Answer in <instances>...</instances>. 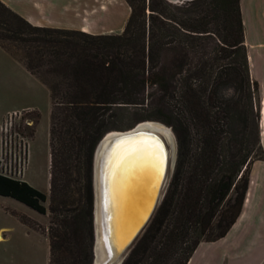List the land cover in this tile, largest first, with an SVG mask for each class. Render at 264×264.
I'll return each mask as SVG.
<instances>
[{"label":"trees","instance_id":"obj_1","mask_svg":"<svg viewBox=\"0 0 264 264\" xmlns=\"http://www.w3.org/2000/svg\"><path fill=\"white\" fill-rule=\"evenodd\" d=\"M125 1L122 32L93 34L35 26L0 0V45L48 87L52 108L50 195L0 174V196L49 210V264L93 262L92 165L106 133L155 119L177 139L166 194L122 264H187L200 242L223 237L241 212L251 163L264 157L240 0H220L217 31L209 27L217 7L206 0ZM211 35L221 56L193 61ZM138 108L145 114L120 125Z\"/></svg>","mask_w":264,"mask_h":264},{"label":"crops","instance_id":"obj_2","mask_svg":"<svg viewBox=\"0 0 264 264\" xmlns=\"http://www.w3.org/2000/svg\"><path fill=\"white\" fill-rule=\"evenodd\" d=\"M2 1L35 26L77 29L93 34L122 31L124 23L127 22L130 15V7L123 0L122 2L127 5L128 16L115 28L108 23L109 6L112 0ZM240 10L250 78L258 84L256 99L260 110V144L264 151V123L261 126L264 107V0H240ZM8 70L15 74L14 82L7 81L8 83H5L4 86L0 84V121L5 113L17 109H27L30 113L38 112L40 121L41 113L38 109L36 91L41 88L51 101L48 87L31 73L21 61L0 45V73ZM15 83L19 90H14ZM6 84H8L7 87ZM50 115L51 110L49 121ZM36 131L37 128H35V135ZM47 132H49V122ZM48 167L50 184V153ZM25 181L39 189L31 178H26ZM12 213L14 212L0 213V231L3 235L0 244H9L11 241L13 224L9 218H13ZM17 220L20 229L27 237L37 230L19 218ZM41 233L43 232L41 231ZM45 235L47 236V234ZM187 264H264V157L254 159L250 165L249 183L237 220L223 237L213 241L200 242Z\"/></svg>","mask_w":264,"mask_h":264},{"label":"bare ground","instance_id":"obj_3","mask_svg":"<svg viewBox=\"0 0 264 264\" xmlns=\"http://www.w3.org/2000/svg\"><path fill=\"white\" fill-rule=\"evenodd\" d=\"M263 123L264 107L261 126ZM136 131L153 132L157 136L141 133L121 139L123 135H126L125 132L111 131L104 137L96 152L94 166L95 264L108 261L119 245L123 248L145 219L161 182L165 152L160 139L165 145L168 166L173 155L174 137L170 127L155 121H144L139 123ZM143 134L155 138L148 142L156 153L155 157H148L135 167H117V162L128 147L119 142L138 140ZM0 240H3L1 231ZM113 264H118V261Z\"/></svg>","mask_w":264,"mask_h":264},{"label":"rangeland","instance_id":"obj_4","mask_svg":"<svg viewBox=\"0 0 264 264\" xmlns=\"http://www.w3.org/2000/svg\"><path fill=\"white\" fill-rule=\"evenodd\" d=\"M123 0H112L110 2V17L108 20V23L110 25L115 26L117 28L121 22L128 16V10L127 5L122 2ZM190 0H183L180 2L171 1L172 3H190ZM207 3H211L212 6H214L217 10L216 13L212 14L213 20L210 24V29L212 31H217V23L221 7H223L222 3H220V0H206ZM172 3L167 2L165 6H168L169 9L172 10ZM191 3L194 4V6L199 5L201 3V0H194ZM171 5V6H170ZM222 16V15H219ZM217 17V18H216ZM220 20V19H219ZM126 23H124L125 26ZM122 32V31H120ZM115 32V33H120ZM218 40L214 35L209 36L208 38H205L202 40V47L199 49L196 54L189 53V57H192L196 61L198 59H210L215 57L216 55L221 56L220 46L218 45ZM14 52L18 53V56H20V50H18L15 47H12ZM163 60L165 62H171L173 60V54L171 51L165 50L163 53ZM217 65L226 63V60L219 59L217 62ZM215 69H217L216 65L214 66ZM184 69H188L187 66L184 67ZM178 71V70H177ZM44 77H48V74L45 72H40ZM4 75V77H3ZM14 73L11 71L7 72H1L0 73V84L4 86L5 83H8L7 81L13 83L14 82ZM183 75H185V72H183ZM5 78V79H4ZM179 78V77H178ZM16 82V80H15ZM13 85V84H12ZM8 84H6V87ZM14 90H19L18 85L14 84ZM36 100L38 104V109L41 113V118L39 121V117L36 113L29 112L26 114V117L31 120V124L27 125L26 130L27 134L30 136V140L32 141L31 148V154L29 158L28 168L26 172V178H31L32 181L40 190L43 192H46L48 196L50 195V184H49V153H50V122L49 121V114L51 108V101L49 97H46L45 93L41 88H38L36 91ZM255 106L259 108L258 106V100L255 98ZM51 108V109H50ZM38 113V112H37ZM125 113V120L120 123V125L128 124L129 122L132 123L134 120L133 118L140 117L145 114V111L142 108L138 109H132L128 111H124ZM133 119V120H132ZM143 121H155L160 122L168 127L166 123L155 120V119H145ZM39 122V123H38ZM48 122H49V132L48 130ZM138 122V123H140ZM137 123V124H138ZM35 128H37L36 135H35ZM171 128V127H170ZM172 129V128H171ZM260 129V127H259ZM49 134V136H48ZM175 134V133H174ZM35 135V138H34ZM34 138V140H33ZM96 151V150H95ZM260 154V150H257L255 152V157ZM51 158V157H50ZM51 160V159H50ZM95 163V153L93 157V165H92V226H93V233H94V205H95V185H94V164ZM176 164V162H175ZM175 164L172 163V156L170 158L169 163V169L167 173V180L163 189L162 196L160 198V202L163 200L166 191L168 189L169 183L171 181V178L174 173ZM50 199L47 200L45 203L47 210L49 208ZM158 204V205H159ZM157 205V207H158ZM16 212L18 214H22L26 216L27 218L31 219V223L33 227L37 230L33 231L29 237H27L24 232L20 229L19 221L17 220L18 217L14 213H12L13 218H9L10 222L13 224V231L11 233V241L9 244H0V264H48L49 261V248H48V239L45 234H47V229L50 223V213L49 210L46 214L38 213L37 211L33 210L32 208L24 205L23 203L17 202L16 200L8 197H2L0 196V213L2 212ZM15 216V217H14ZM1 220V218H0ZM41 231L43 233H41ZM143 231V230H142ZM141 231V233H142ZM2 233V232H1ZM140 235V234H139ZM2 241V240H0ZM94 243V241H93ZM134 244H132L127 251L123 255V261L129 254L130 250L132 249Z\"/></svg>","mask_w":264,"mask_h":264},{"label":"built area","instance_id":"obj_5","mask_svg":"<svg viewBox=\"0 0 264 264\" xmlns=\"http://www.w3.org/2000/svg\"><path fill=\"white\" fill-rule=\"evenodd\" d=\"M27 109L11 110L0 121V174L25 180L30 158V136L26 127L32 122Z\"/></svg>","mask_w":264,"mask_h":264},{"label":"water","instance_id":"obj_6","mask_svg":"<svg viewBox=\"0 0 264 264\" xmlns=\"http://www.w3.org/2000/svg\"><path fill=\"white\" fill-rule=\"evenodd\" d=\"M169 1L180 2V1H183V0H169ZM138 125H139V123L136 124L131 129L123 130V131H117V132H120V133H122V132L124 133L125 132L126 135H123L121 137V139H123L125 137H129L131 135H139L141 133H150V134H153V135L157 136L156 133H153V132L136 131ZM171 131H172L173 137H174V149H173V155H172V163L174 165L175 162H176V158H177V139H176V136H175V134H174L172 129H171ZM128 132H130V133L128 134ZM106 135H107V133L99 141V143H98V145L96 147L95 157H96L97 149H98L99 145L101 144V142L103 141V139H104V137ZM160 140H161L163 148H164L165 160H164V166H163V170H162L161 182H160V185H159V187L157 189V192H156V195H155L154 200L152 202V205H151L149 211L147 212V214L145 216V219L143 220L142 224L138 227V229L136 230L134 235L131 237V239L128 241V243L123 248H120L121 247L120 245H119V247H116L115 248V252L111 254L112 255L111 258H109L108 261H106V262L102 261L101 264H113V263H115L117 261H118V264H121V262L123 260L122 258H123V255H124L123 253H125L127 251V249L131 246V244L136 239V237L141 233V231L143 230V228L146 226V224L150 220L151 216L153 215L157 205L159 204V201H160V198L162 196L163 189H164V186H165V183H166V180H167V173H168V169H169L168 162H167V154H166V150H165V145H164V142L162 141V139H160ZM94 211H95V207H94ZM129 235H130V233H129ZM120 256H121V258H120V260H118ZM95 263H96V235H95V214H94V243H93V262H92V264H95Z\"/></svg>","mask_w":264,"mask_h":264},{"label":"snow or ice","instance_id":"obj_7","mask_svg":"<svg viewBox=\"0 0 264 264\" xmlns=\"http://www.w3.org/2000/svg\"><path fill=\"white\" fill-rule=\"evenodd\" d=\"M155 138L143 134L138 140H122L121 145H127V150L117 162V167H135L142 163L148 157H155L156 153L148 142ZM163 160L161 158V164Z\"/></svg>","mask_w":264,"mask_h":264}]
</instances>
